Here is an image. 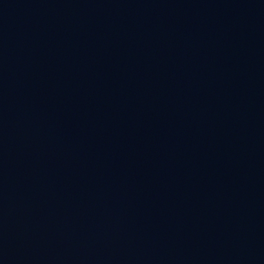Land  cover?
<instances>
[{
  "label": "water",
  "instance_id": "obj_1",
  "mask_svg": "<svg viewBox=\"0 0 264 264\" xmlns=\"http://www.w3.org/2000/svg\"><path fill=\"white\" fill-rule=\"evenodd\" d=\"M0 264H264V0H0Z\"/></svg>",
  "mask_w": 264,
  "mask_h": 264
}]
</instances>
